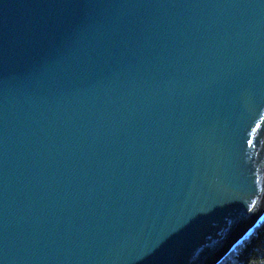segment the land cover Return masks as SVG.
I'll use <instances>...</instances> for the list:
<instances>
[{
  "label": "water",
  "instance_id": "obj_1",
  "mask_svg": "<svg viewBox=\"0 0 264 264\" xmlns=\"http://www.w3.org/2000/svg\"><path fill=\"white\" fill-rule=\"evenodd\" d=\"M263 212L264 0H0V264H215Z\"/></svg>",
  "mask_w": 264,
  "mask_h": 264
},
{
  "label": "trees",
  "instance_id": "obj_2",
  "mask_svg": "<svg viewBox=\"0 0 264 264\" xmlns=\"http://www.w3.org/2000/svg\"><path fill=\"white\" fill-rule=\"evenodd\" d=\"M226 264H264V217L250 234L234 247Z\"/></svg>",
  "mask_w": 264,
  "mask_h": 264
},
{
  "label": "bare ground",
  "instance_id": "obj_3",
  "mask_svg": "<svg viewBox=\"0 0 264 264\" xmlns=\"http://www.w3.org/2000/svg\"><path fill=\"white\" fill-rule=\"evenodd\" d=\"M244 235H245V234H244ZM241 240H243V237L240 239V241H241ZM240 241H238V242H240ZM238 242H237V243H238ZM235 244H236V243H235ZM235 244H234V245H235ZM238 244H239V243H238ZM238 244H237V245H238ZM234 245H233L230 249H228V252H227V253H224V254L227 255L228 257H230V254L234 252V247L236 246V245H235V246H234ZM224 254H223L220 258L217 259V261L215 262V264H225V263L227 262L226 260H228V257H227V259H226V258H225L226 256H225ZM222 258H223V259H222Z\"/></svg>",
  "mask_w": 264,
  "mask_h": 264
},
{
  "label": "rangeland",
  "instance_id": "obj_4",
  "mask_svg": "<svg viewBox=\"0 0 264 264\" xmlns=\"http://www.w3.org/2000/svg\"><path fill=\"white\" fill-rule=\"evenodd\" d=\"M261 216L264 217V212H263V214H262ZM260 218H261V217H260ZM253 224H254V223H253ZM253 224H252L251 226H253ZM251 226H250V227H251ZM255 228H256L255 226H254L253 228H249V230L245 233V235L243 234V236H242V237H243V240H245V238L250 234V231H252L251 229H255ZM242 237H241V238H242ZM241 238H240V239H241ZM240 239H239V241H240ZM243 240H241V241H243ZM241 241H240V242H241ZM240 242H238V243H240ZM238 243H236L235 245H237ZM235 245H234V246H235ZM224 255H225V254H224ZM225 256H226L225 258L227 259L228 256H227V255H225ZM222 259H223V258H222ZM226 263H227V262H226ZM226 263H225V264H226Z\"/></svg>",
  "mask_w": 264,
  "mask_h": 264
}]
</instances>
